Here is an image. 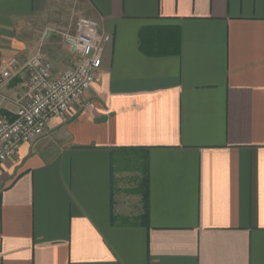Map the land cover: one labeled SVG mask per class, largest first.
Listing matches in <instances>:
<instances>
[{
	"label": "crops",
	"instance_id": "obj_1",
	"mask_svg": "<svg viewBox=\"0 0 264 264\" xmlns=\"http://www.w3.org/2000/svg\"><path fill=\"white\" fill-rule=\"evenodd\" d=\"M81 17L111 41L85 99L0 165V264H264V0H0V67H72L42 36ZM25 93L0 82V118ZM126 149L145 209L118 187Z\"/></svg>",
	"mask_w": 264,
	"mask_h": 264
},
{
	"label": "built area",
	"instance_id": "obj_2",
	"mask_svg": "<svg viewBox=\"0 0 264 264\" xmlns=\"http://www.w3.org/2000/svg\"><path fill=\"white\" fill-rule=\"evenodd\" d=\"M52 35L58 36L74 55L72 67L55 74L41 51L23 63L10 59L0 67V82L19 78L26 89L25 101L13 116L0 118V165L21 145L41 140L51 119L63 121L71 105L85 99L98 77L104 48L111 41L94 20L83 17L75 21L72 30L49 27L42 37L49 39Z\"/></svg>",
	"mask_w": 264,
	"mask_h": 264
},
{
	"label": "rangeland",
	"instance_id": "obj_3",
	"mask_svg": "<svg viewBox=\"0 0 264 264\" xmlns=\"http://www.w3.org/2000/svg\"><path fill=\"white\" fill-rule=\"evenodd\" d=\"M125 156L123 161H115L114 169L116 172L119 170L124 172L117 178L120 182L118 187L122 190V193L129 197L131 194L135 193L141 176L137 172V168L139 167L138 158L131 154Z\"/></svg>",
	"mask_w": 264,
	"mask_h": 264
},
{
	"label": "trees",
	"instance_id": "obj_4",
	"mask_svg": "<svg viewBox=\"0 0 264 264\" xmlns=\"http://www.w3.org/2000/svg\"><path fill=\"white\" fill-rule=\"evenodd\" d=\"M146 48H148V47H146V46L144 47L142 43L140 44V49L145 54H148V55L163 54V51L156 50V52H153L155 50L150 51L148 49L149 50L148 51ZM168 53L169 54H178L179 53L178 45L176 44L175 46L170 48L169 51H167V54ZM164 54H166V52H164ZM126 151L132 152L133 155H135V157H137L139 160V167L137 168V172L140 174L141 178L138 181V185H137V189H136L135 193L139 194L141 196L143 208L145 209V205H146L147 197H148V178H147V168L145 165V160H144V158L139 156V154H138L139 150H137V149H126ZM146 215H147V211L145 210L142 216L145 217Z\"/></svg>",
	"mask_w": 264,
	"mask_h": 264
}]
</instances>
